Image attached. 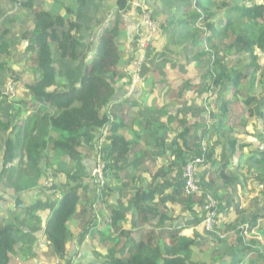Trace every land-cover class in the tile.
Listing matches in <instances>:
<instances>
[{"label": "trees", "instance_id": "1", "mask_svg": "<svg viewBox=\"0 0 264 264\" xmlns=\"http://www.w3.org/2000/svg\"><path fill=\"white\" fill-rule=\"evenodd\" d=\"M11 1L23 11L33 13L34 27L31 31L29 29V35L32 38L29 37L28 41L26 40L27 45L24 50L34 54L32 65L35 66V72L38 73L39 79L36 78L27 88L31 93L33 104L36 103L37 106L40 104L52 111L48 110L45 113L34 107L35 109L25 118L21 126L15 125V131H13L15 137L6 141L4 151H2L1 176L8 174L5 185H12L16 194L35 189L39 179L51 168L47 148H50L56 159L61 161V157L66 155L78 167L80 153L77 149L85 144L91 151L94 148L92 135L104 127L107 128L106 133L110 140L109 146L105 147L106 157L101 155V159L105 163L104 178L110 176V172L114 176L115 172L120 169L117 163L122 161L129 152L131 142L126 141L122 135L117 133L122 126V119H117L111 105L116 91L121 90L115 84L124 77L121 69L124 67L129 53L133 50L130 44L135 41L127 42L126 29H119L120 12L116 13L113 26H111V22L107 21L101 29V24L98 22V24L89 27V33L86 34L85 30L88 28L83 24V20L87 16L86 13L97 19L102 15V11H107L103 6L104 0H50L45 7L42 5V0L41 2H39L40 0ZM70 1L73 2L72 5H70ZM149 1L152 2L151 7L153 8V14H150L151 20L162 18L157 26L161 31L160 38H165L162 50L172 49L170 48L172 44L181 46L185 40L192 46V48L189 47L192 49L191 56L184 54L185 51L181 49L185 59L188 61L203 59V64L209 70L214 64L236 55L237 60L233 65H230L231 69H227L223 75L218 77L219 73L216 70L209 72L207 69V75H203V78L212 77V84L219 86L221 92L223 89L227 96H231L227 93L232 91L234 96L236 94V97L241 95L246 98L243 100L244 107L239 108L238 112H232L230 104L225 100L219 101L217 112L209 113L212 124L208 125L212 128L211 133L207 131V128L197 132V125L185 127L184 123H179L180 130L176 138L188 146L190 154L176 173L175 195L178 197L184 194L183 168L187 162L196 158L202 160L201 167L205 165L204 168L207 170L215 169L209 177L212 178L211 184L220 180L221 183L232 185L236 182L234 178L240 182L250 176L251 181L263 185L264 92L260 95L254 92L251 96L249 93L258 83L264 88V79L263 81L258 80L255 84L256 77L260 72L264 76V61L262 64L260 55L256 54V50H259L264 57V0ZM168 1L173 3L170 4ZM49 4L52 7H49ZM116 5L118 11H127L126 0H117ZM60 10H63L64 13L61 14ZM123 21L122 23L126 27ZM88 37L94 46L92 60L86 63L88 65L80 73V76L75 77L72 70H68V80H61L62 72L59 71L61 69L57 65V60L54 63L52 59V49L54 48L58 52L56 57L59 61L66 60L70 63H77L81 57L85 56L83 41ZM120 38H123L122 42L119 41ZM0 39L2 38L0 37ZM164 53L161 52V55ZM145 56V53H140L131 67L132 70H135V74L139 71L140 76H143L146 71L142 70L144 66L142 64L147 60ZM138 60H142V64H136ZM137 66L139 67L137 68ZM245 69H251V74L243 73L242 71ZM160 70L151 68L148 70L153 79L149 82L154 81L156 77L160 83L166 82L160 77L158 73ZM223 79L226 80V83L222 81ZM60 87L66 91L61 92ZM207 89L208 85L205 82L195 84L191 80H181V83L175 88H165L170 96H181L185 92H196L199 96L207 93ZM253 107H257L256 111L253 110ZM239 110L245 111L247 115L240 114ZM110 113L111 117H109ZM217 115L219 116L213 119ZM230 115L238 119L237 124L233 123L231 119H227ZM244 117L248 119L243 121ZM250 117L255 118L257 122L252 126L251 132L255 141L244 144L237 140L235 132L243 130V133L247 134L248 131L245 128L249 124ZM253 123L255 124V122ZM2 125L5 126L4 123ZM147 126L148 124L143 128ZM227 128L230 133L224 139L221 132ZM19 151L24 153L25 162L23 161L18 169L6 172L5 168L8 163L16 158L14 153ZM236 155L238 158L234 160ZM234 161L235 166L229 172ZM206 169L202 171L198 167L196 179L200 178L202 182V176ZM72 178L75 182L80 179L79 177L74 178V175ZM106 187L107 184L101 190V195L106 191ZM77 189L76 184L67 181L62 198L46 222L44 229L47 247L53 256L61 260L66 254L67 244L72 239L68 223L76 215L79 203ZM153 196L154 191H151L150 188H140L134 194L131 203H135V209L142 214L140 223H147L145 227L151 230H147L146 233L139 230V240L131 242L123 257L117 258L111 252L103 264H196V262H190L195 248L193 240L181 236L177 230L165 231L163 218L157 224L146 221V207L150 208ZM205 197V193L187 195L178 203L193 213L195 206H204ZM22 203L20 199H17L16 208L25 212L26 209H23ZM220 209V204H218L215 212ZM152 211H154V207H152ZM124 217V212L114 211L111 224L115 227ZM261 218L259 211L256 210L244 221L248 227L252 228ZM17 220L18 218H13L14 222L0 225V264H15L16 262L15 246L18 239L16 240L14 234L16 233L15 223ZM19 227L18 225V230ZM214 228L213 234L216 233V225ZM237 237L238 242H242V237L239 235ZM22 251L24 253L27 250L22 248ZM34 257L27 261L36 262Z\"/></svg>", "mask_w": 264, "mask_h": 264}, {"label": "crops", "instance_id": "2", "mask_svg": "<svg viewBox=\"0 0 264 264\" xmlns=\"http://www.w3.org/2000/svg\"><path fill=\"white\" fill-rule=\"evenodd\" d=\"M21 38V41H24L26 46V40L28 41L29 37L25 39V36H21ZM8 41L9 43L14 42L11 37ZM13 52L16 55L18 54L16 51ZM17 61H20V59ZM133 61L135 62V60ZM125 65L121 70L130 78L128 80H122L121 78L117 81L115 85L116 87H120L121 90L116 91L111 106L117 119H122V126L118 129L117 133L122 135L126 141L131 142L130 150L124 159L117 163L120 169L115 172L114 176L110 172V176L108 175L106 178L107 189L104 191L102 198H98V207L101 209L100 215L97 212V207L96 210H88L81 203L83 198L84 201L89 200L91 203L94 202L95 194L90 189H87L83 193L82 198L80 195L76 215L68 223V229L71 234L70 228L73 227L75 229L74 236L67 244L66 254L63 260L60 261V264H103L111 252L117 258L123 257L131 242L139 240V230H142L143 233L151 230L145 227L147 223H140L142 214L139 210L135 209V203L131 204L134 194L140 188H150L151 191H154L150 208L146 207L147 215H145V219L148 223L157 224L163 218L164 225H162L165 231L171 232L177 230L181 236L194 241L195 248L190 262L193 261L196 264H239V262H243L246 259L244 264H264V223H260V221L264 220V209L260 208L262 209L261 211L257 209L262 218L254 227L250 228L244 221L249 216V212L244 217L237 218V216L243 213L245 206L239 208L234 213L233 198L227 199L223 203L220 202V211L225 215V220H222L219 224L216 234H208L205 237L201 230L200 223L202 219L198 217V208L192 213L184 208L182 204L178 203L184 197V194L178 197L175 195L176 173L182 167L183 161L187 160L190 154L188 146L182 140L176 138L180 130L178 125L179 123H184L185 127L197 125V132L202 129L203 125L194 122L188 115H186L187 118L183 115L181 116V113L178 112L180 108L176 102L180 100V96H170L165 90V88H169V84L172 83L171 81L167 80L165 83H160L156 80L154 82L155 86H157V92L163 94L162 97L156 94V98L150 92V90L154 91L155 86L150 85L151 82L147 79L142 81V83L146 84L145 87H142L138 81H133L132 77L135 76V70L129 68V64ZM148 85L150 89H147L149 88ZM131 93L133 94L131 95ZM187 93L189 94H185L184 96L191 95V98L188 99L189 102H194L197 97H201L196 92ZM155 101L157 102V108L155 107ZM169 101L170 105L165 106ZM30 103L31 111L30 109L28 112L27 109L17 110V115L13 122L9 120L4 122L0 119V217L3 218L0 219V225L11 222L17 214L22 216V223H19L21 236L18 238L16 245L25 248L27 253H23L21 249V259H25L23 257L26 255L28 259L37 255L39 252L37 250L38 246L39 248L44 246L43 250L48 248L44 237L45 225L59 203V199L56 196H62L66 180L70 176L68 173L70 171L78 173L83 171L84 175L82 174V176H85V178L89 177V161L87 158L80 155L78 167L70 159L66 160V158L59 163L60 161L56 160L50 148H47V156L51 163L49 170L54 171L55 175H57L55 185L58 193L46 192V195H43V197L42 194H45V192H43L44 190L41 187L42 183L40 179L35 189H32L28 193L22 192L21 197L20 193L16 194L12 185H5L8 174L5 173L6 175L1 176L2 151H4L6 141L11 138L14 139L15 133L13 131H15V125L21 126L25 118L35 109L34 107H37L36 109L41 107L40 104L38 106L36 103L33 104L32 100H30ZM131 103H135L136 106H131ZM15 107L17 108V106ZM181 108L184 109L182 106ZM18 112H20L19 115ZM3 123L5 126L2 125ZM146 124L148 126L145 129L143 126ZM224 131L222 130L221 133L225 139L226 135ZM252 141L255 140L252 139ZM153 150L156 151L155 155L151 154ZM21 156L22 153L20 152L16 155V158L8 163L5 168L6 172L18 169L21 166L24 161V159H21ZM51 160L55 161L52 162ZM61 167L64 170L62 171L63 173L61 171L57 173L56 168L60 169ZM204 167L205 165L199 168L203 171L206 169ZM214 171L213 169H206L203 175H206V178L211 177ZM241 181L248 182V185L251 184L253 187L255 185L258 187V184L254 181L247 179ZM28 198L33 202H36L38 199L41 200V206L35 205L29 207L25 204L28 202ZM17 199L23 202L22 206L23 209H26L25 212L20 208H16ZM152 207H154V211H152ZM114 211L125 213L124 219L119 221L115 227L111 224ZM194 212L198 213L194 214ZM100 218L101 221H99ZM88 224L90 239L87 243L84 238L79 237V234ZM242 225H245L242 228H246L247 234H245V231L243 233L242 228L239 229ZM225 231L229 236H222L221 238L220 236ZM250 231H252L251 234ZM248 234L249 236L247 237ZM238 235L242 237V242L240 243L238 242ZM32 247L36 248V253L34 251L30 253V248ZM79 248L83 251V257L80 260H74L71 252L74 249L79 250ZM15 251L19 250L15 249ZM55 258L57 259V257ZM34 259L39 263H43L44 260L39 255L35 256Z\"/></svg>", "mask_w": 264, "mask_h": 264}, {"label": "rangeland", "instance_id": "3", "mask_svg": "<svg viewBox=\"0 0 264 264\" xmlns=\"http://www.w3.org/2000/svg\"><path fill=\"white\" fill-rule=\"evenodd\" d=\"M39 2H41V0ZM49 2L50 0H42V3H43L42 5L45 7V5ZM116 2L117 0H104L103 6L104 8L107 9V11L105 12L102 11V15L99 16L97 19L92 18L89 13H86L87 16H85L83 20V24L88 28L87 30H85L86 34L89 33V27H92L93 25L98 24V22H100L99 24H101L100 26L101 29L105 25V23H107V21L108 23L111 22L112 23L111 26H113L114 18H116L115 15L116 13L120 12V15L118 18L119 29H124V28L126 29L127 34H128L127 42L130 43L132 40H135L133 41V43L130 44V47L133 50L129 53L130 55L126 61V63L130 65L128 67L129 68L132 67L131 62L135 60L137 57H139L140 53L142 54L145 53L146 54L145 57L147 59L144 64H142V60L136 61V64H139V65L142 64V66L144 65L142 70H146V71L144 72L145 74L143 76H140L139 71L138 73L136 72L135 76L132 77L133 81L134 80L138 81L139 83H141L140 85L142 87H145L146 84L142 83V81L146 79L153 80L152 75L148 71L151 68L154 70L161 69L160 71H158V73L160 74V77H162L163 80L165 81L169 80L172 82L171 84H169V88H175L178 84L181 83V80L183 81L191 80L195 84H198V82H205L208 85V89L206 91L207 93H204L203 95H201V97H197L194 100V102L188 101V99L191 98V95L184 96L185 94H189L187 92L183 93L180 96L179 101L175 98V100L178 101V102L176 101L175 102L179 104L178 107L180 108V110L178 112L181 113V116L183 115L187 118L186 115H188L189 117L192 118L194 122H198L204 125L200 131H202L204 128H207V131L209 133L212 132V128L210 127L212 123H210L211 120L209 119V113L217 112V109H218L217 106H218L219 101L225 100L226 102H228L230 104V109L232 112H235V111L238 112L239 108L244 107L243 100L246 98H244L241 95H238L236 97V94L234 96L232 91L227 93V94H231V96L230 95L227 96L223 92V89L221 92L219 86H215L212 84L213 82L212 77L208 76L206 77V79L203 78V75L204 76L207 75L206 72L208 69L203 64L204 62L203 59H200V60L192 59L190 61L185 59L184 55L182 54L183 51H181V49L185 51L184 54L191 56L192 49L190 48H192V46L191 44H189V42H186L185 40H183L182 42L183 44L181 46H175L174 44L171 43L172 45L170 46V48L172 49L162 50L163 45L165 44V38L164 37L160 38L161 31L159 30V28L155 29L154 24L152 23L150 25L154 30L151 29L150 27L147 26V21L145 20V14H144L145 12L153 14V8L151 7L152 2H150L149 0L148 1L146 0H126L128 8H127V11H124V12L118 11ZM169 3L171 4L173 2L170 1ZM72 4L73 2L70 1V5ZM49 7H52V5L49 4ZM59 12H61V14L64 13L63 10H60ZM160 19L162 20V18L158 17L156 19H152V21L155 22L157 26H159L158 24H159ZM122 21L126 24V27L122 23ZM144 25L147 26L145 27L146 29L143 27ZM33 27H34V22L32 20V14L30 16L28 12L23 11L22 8H19V6L14 4L11 0H0V37L2 38L0 39V119H2V121L4 122H6L7 120L13 122L14 118L17 115V110L27 109V112H28L30 109V105H31L30 100H32V97L27 87L31 85L35 81L36 78L37 80L39 78H38V73L36 74L35 72V66L32 65L33 60H34V54L31 52L24 53L23 47L25 46L26 43L24 41H21L22 39L21 36H25V39H27L28 37L32 38L29 35L30 34L29 31L26 33V35H23L22 32H25L29 29L31 31ZM86 36H89V35H86ZM10 37L14 41L13 43H9L8 40L10 39ZM119 41L122 42L123 38H120ZM4 43H7V45ZM147 43H149V45ZM121 48L123 49V47ZM83 50H84L83 52L85 53L84 58L81 57V59L77 61V63L75 62L70 63L69 61H66V60L62 62L59 61L58 58L56 57L58 52H56L54 48L52 49L51 51L52 59L54 60V63H55V60H57V65L61 69L59 71L62 72V74H60L62 76L61 80L63 81L68 80L69 78L68 70H72V73L76 75L75 77L80 76V73L88 65L86 63L92 60V57L94 55V46H92L91 40L89 41V37L83 41ZM13 51H16L18 54L16 55V53ZM161 52H165V53L161 55ZM123 53H124V50H123ZM256 54L260 55L261 62L263 64L264 57L259 52V50H256ZM239 57H241V55ZM19 59L20 61H17ZM217 59L220 60V58H217ZM236 60H237V56L234 55L232 58L228 60H222L219 63L214 64L211 70L209 69L208 70L209 72L216 70L217 73H219L218 77H220V75L221 74L223 75L227 69H231L232 66L230 65H233ZM138 67L139 66H137V68ZM251 71H252L251 69L249 70L245 69L242 72L243 73L248 72L249 74H251ZM123 75L124 77L122 78V80H128L130 78L124 72H123ZM73 79H76V78H73ZM263 79H264V76L262 72H260V74H258L256 77L255 84L258 82V80L263 81ZM155 80H157V77ZM155 80L152 81L150 85L152 84L153 86H155L154 84ZM222 81L226 83V80L223 79ZM220 86L222 87V85ZM260 86L261 85L258 83V85L254 87L251 93H249V96L253 95L252 93L254 92L255 94L258 93V95L262 94L264 92L263 90L264 88ZM148 87L149 88L147 89H150L149 85ZM59 90L61 92L66 91L62 89L61 87ZM150 92H152V96H155L156 94L160 95V97L163 96V94H159L157 92V86L154 87V91L150 90ZM210 93H211V96H209ZM132 94L133 93H131V95ZM155 97L157 98V96ZM156 100L158 101V99ZM169 105H170V101L167 102L165 106H169ZM15 106H17V108ZM131 106H136V104L131 103ZM181 106L184 109H182ZM155 107L157 108V102L155 104ZM256 108L257 107H253V110L256 111ZM39 109H41L45 113L48 112V110L52 111L51 109H47L43 106H41ZM239 112L240 114L244 116L247 115L246 112L243 110L242 112L239 110ZM19 114L20 112H18V115ZM111 115L112 114L110 113L109 117H111ZM218 116L219 115H217L213 119L217 118ZM227 119H231L232 122L235 124L238 123V119L233 117L232 115H230ZM247 119H248L247 117H244L243 121ZM253 122H255V124ZM256 124L257 122L255 118L250 117L249 124L245 128V130L248 129L247 134H244L243 130L235 132V137L237 138V140L244 144H249V142H252V139H254L253 135L251 134L252 126ZM106 129L107 128L104 127L101 131L95 132L92 135L93 136L92 144L94 148L91 149V151L88 150V147L85 144H83L81 147L77 149L80 155L87 158V160L89 161V177L85 178V176H82L83 171L81 173L70 171L68 173L70 174V176L66 180V183L69 180L71 183H74L77 185V188H78L77 194L79 196V199H80V195L82 198L83 193L86 192L87 189H90L95 194L96 197H95V200L93 199L94 202L91 203L89 202V200L84 201V198H83V201H81V203L84 204L85 207L88 208V210L89 209L96 210V207H97L98 208L97 212H99V215H100L101 209L100 207H98V205H99V199L102 198L101 190L103 189V187L106 186V179L104 178L105 163L101 159V155L103 157L104 156L106 157V154H107L106 148L110 144V140L107 137ZM229 133H230V130L228 128L225 129L224 134L228 136ZM215 144H218V143L215 142ZM20 152L22 153L21 159H24L25 157L22 151H19L17 153L15 152L14 154L17 155ZM151 154L155 155L156 151L154 150L151 151ZM237 156L238 155L234 157V160H237L238 158ZM64 158H66V160L69 159L65 155V157L64 156L61 157V161L58 159L56 160L60 161L59 163H61L64 160ZM51 161L53 162L55 160H51ZM201 166H202V163L198 165V167H201ZM232 166L233 167L230 168L229 172H231L232 169L234 168L235 161L232 164ZM213 170L215 169L213 168ZM56 171L57 173H59L60 171L61 173H63L62 171L64 170L61 167L60 169L56 168ZM72 175H74V178L77 179L79 177L80 179L77 182H75V180L73 181ZM249 178L250 176H248L247 180H250ZM56 179H57V175H55L54 171H50V170L49 171L47 170V172H45V175L40 178V181L42 183L41 187L44 190L43 192H45V194H42V196L46 195V192L47 193H55V192L58 193V191L56 190V185H55ZM211 179L212 178H209V177L206 178V175L205 176L203 175L202 182L200 181V178L199 180L197 179V181L199 183L198 186L201 189V193H205L206 195L211 196L214 199L213 203L215 204V207L218 204H220V202L223 203L225 202V200L227 201V199L233 198L234 200V208H233L234 211L233 212L234 213L239 208H242L245 206L243 208V213L240 216H237L238 219L241 217H244L248 212H249L248 215H250L254 213L257 209H259L260 211L264 209V184L263 185L258 184L257 185L258 187H256V185L255 187H253L251 186V184L248 185V182H242V181L239 182L237 178H234L236 182L232 185H229L223 182L221 183L220 180H216L214 183L211 184L210 183ZM244 180H246V178ZM66 183L63 188V191L66 189ZM30 191L31 190L23 192V193H28ZM21 194L22 192L19 194L20 197H21ZM56 197L59 200L62 198V196L60 195H57ZM27 201L29 203L26 202L25 204H27L29 207H32L35 205L41 206L40 204H42V201L39 199L36 200V202H33L31 199L28 198ZM205 204L206 202L204 203V206L202 205L199 207L195 206L194 211L196 208H198L199 213L194 212V214L198 213L199 214L198 217L202 219L200 223L201 230H202V233L206 237L208 234L212 235L214 233L215 228H213V232H207L203 229L204 218H207V214L205 213L206 212ZM221 212L222 211L220 212L218 211L213 214V215H216L214 219V224L216 225V228H218L222 220L223 221L225 220V215L222 214ZM21 217L22 216L19 214L15 215V218H18L17 222L15 223L16 224L15 229L17 232L14 234V237L16 238V240L21 236V232L17 229V226L19 225V223H22ZM0 219H3V218L0 217ZM99 221H101V218L99 219ZM260 223L261 224L264 223V220L260 221ZM242 227H245V225H242L239 229H241ZM70 229L72 232L71 237H73L75 229L73 227H71ZM245 229L246 228L243 229V233ZM251 233L252 231H250V234ZM245 234H247V231H245ZM222 236H229V235L225 231L220 237L222 238ZM248 236L249 234L247 235V237ZM79 237L84 238V240L87 243L89 242V239H90L89 238V224L84 228V230L80 232ZM15 249L19 250V251H15V259H16L15 264H37V263L38 264H60L61 263L60 261H62L60 258L56 259L55 256L52 255V252L49 250V248H47L46 250H43V247L39 248L38 246L37 250H39V252L37 251L38 253L36 256L39 255L40 257L44 258L43 263H39L38 261L37 263L34 261L33 263H31L27 261L29 260L27 255L23 257L25 259H21L20 256H21L22 247L16 245ZM30 249H31L30 253H32L33 251L36 253V248L32 247ZM71 253H72V257L74 258V260H78V259L80 260L81 257H83V251L80 248L79 250L74 249L73 252ZM245 262H246V259L243 262H239V264H244Z\"/></svg>", "mask_w": 264, "mask_h": 264}, {"label": "built area", "instance_id": "4", "mask_svg": "<svg viewBox=\"0 0 264 264\" xmlns=\"http://www.w3.org/2000/svg\"><path fill=\"white\" fill-rule=\"evenodd\" d=\"M145 20L147 21V26L151 27L150 24H154L155 29H157V24L153 22L150 18V13L145 12ZM148 14V16H147ZM146 26V25H145ZM146 26V27H147ZM154 30V29H153ZM149 42V41H148ZM149 44V43H147ZM202 163L201 159H194L193 161H189L185 164L183 168L182 173V179L184 181V195H199L201 194V189L199 188V183L196 179V169L198 168V165ZM205 210L207 214V218H204L203 221V229L207 232H213L214 228V219L216 215H213L215 213V204L213 203V198L211 196H208L205 194Z\"/></svg>", "mask_w": 264, "mask_h": 264}, {"label": "clouds", "instance_id": "5", "mask_svg": "<svg viewBox=\"0 0 264 264\" xmlns=\"http://www.w3.org/2000/svg\"><path fill=\"white\" fill-rule=\"evenodd\" d=\"M28 13H29V15L31 16V14H32V16H33V13L31 12V11H27ZM151 16V15H150ZM185 166V165H184ZM43 248H44V246H43ZM63 260V259H62Z\"/></svg>", "mask_w": 264, "mask_h": 264}]
</instances>
